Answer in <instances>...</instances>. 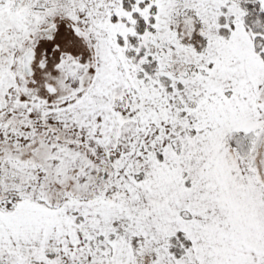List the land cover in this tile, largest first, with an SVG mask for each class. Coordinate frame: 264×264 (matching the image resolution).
Instances as JSON below:
<instances>
[{
    "label": "snow or ice",
    "instance_id": "snow-or-ice-1",
    "mask_svg": "<svg viewBox=\"0 0 264 264\" xmlns=\"http://www.w3.org/2000/svg\"><path fill=\"white\" fill-rule=\"evenodd\" d=\"M0 264H264V0H0Z\"/></svg>",
    "mask_w": 264,
    "mask_h": 264
}]
</instances>
